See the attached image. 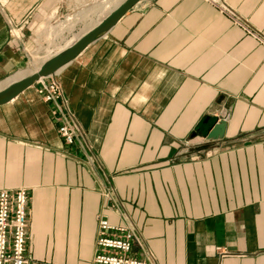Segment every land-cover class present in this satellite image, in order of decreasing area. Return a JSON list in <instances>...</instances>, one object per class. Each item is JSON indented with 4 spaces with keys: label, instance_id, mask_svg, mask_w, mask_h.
Wrapping results in <instances>:
<instances>
[{
    "label": "crops",
    "instance_id": "crops-1",
    "mask_svg": "<svg viewBox=\"0 0 264 264\" xmlns=\"http://www.w3.org/2000/svg\"><path fill=\"white\" fill-rule=\"evenodd\" d=\"M102 1L0 0V90L40 28ZM261 40L264 0H141L54 74L76 144L36 84L0 106V190L30 193L29 264H92L102 215L154 264H264Z\"/></svg>",
    "mask_w": 264,
    "mask_h": 264
},
{
    "label": "built area",
    "instance_id": "built-area-1",
    "mask_svg": "<svg viewBox=\"0 0 264 264\" xmlns=\"http://www.w3.org/2000/svg\"><path fill=\"white\" fill-rule=\"evenodd\" d=\"M236 19L232 12L227 11ZM237 21V19H236ZM264 42L263 40H261ZM37 92L60 123L58 133L68 145L79 140L78 129L71 120V111L63 106L64 92L54 75L36 83ZM30 193L25 188L0 190V264H29L27 255ZM99 221L96 252L92 264H154V254L145 250L135 253L139 233L129 226H117L105 215Z\"/></svg>",
    "mask_w": 264,
    "mask_h": 264
},
{
    "label": "water",
    "instance_id": "water-1",
    "mask_svg": "<svg viewBox=\"0 0 264 264\" xmlns=\"http://www.w3.org/2000/svg\"><path fill=\"white\" fill-rule=\"evenodd\" d=\"M140 1L141 0H125L114 12L105 17L101 23L90 29L85 35L81 36L75 41V43L44 62L38 71L30 76L19 79V81L12 82L4 89L0 90V106L14 100L20 95V93L33 87V85L41 79H45L57 73L62 67L74 60L75 57L85 50L90 43L99 39L103 36V33L114 27L120 18L131 11V9ZM225 128V121L217 122L210 129L207 138L210 140L221 139L226 132Z\"/></svg>",
    "mask_w": 264,
    "mask_h": 264
},
{
    "label": "rangeland",
    "instance_id": "rangeland-1",
    "mask_svg": "<svg viewBox=\"0 0 264 264\" xmlns=\"http://www.w3.org/2000/svg\"><path fill=\"white\" fill-rule=\"evenodd\" d=\"M105 1H102V3H105ZM110 1H111L110 3H109V0L106 1L108 2L109 7H104V9L103 8L101 9L99 8V5H98L97 8H95V12L98 10L96 13L100 12L99 14L103 15L102 17H88L87 18L86 14H83L84 16L81 15V17H79L80 19L79 18L77 19L78 21L75 20L74 23L72 21H69V22L66 21V23H63L64 26L63 27L61 26L60 28H58L59 26L55 28L53 24H49V26H45V28L44 27L40 28L38 32L39 35L41 36L38 39L39 45L35 47L33 57L28 62L27 64L28 67L25 69V71L29 69L33 70V69L40 68L42 65L41 59L45 60L46 57H50V55L54 54V51L60 50V48H63V46L64 47L68 46V44L71 43L74 40V38L78 37L79 35L78 33L83 31L84 28L88 26V24H92L94 22L98 23L102 21L101 18H104L110 11H113L112 8L115 9L117 6L121 5V3L124 0L123 1L122 0H113V1L110 0ZM101 10H104V11H101ZM76 22H79L81 26L78 27ZM60 23L62 22H59V24ZM35 57L40 58V61L34 62L33 60Z\"/></svg>",
    "mask_w": 264,
    "mask_h": 264
},
{
    "label": "bare ground",
    "instance_id": "bare-ground-1",
    "mask_svg": "<svg viewBox=\"0 0 264 264\" xmlns=\"http://www.w3.org/2000/svg\"><path fill=\"white\" fill-rule=\"evenodd\" d=\"M106 1H107V0H106ZM106 1H105V3H100V4H99V5H100L99 8H101V9L103 8V9H104V7H109L108 2H106ZM112 1H113V0H112ZM122 1H123V0H122ZM124 1H125V0H124ZM124 1H123V2H124ZM110 2H111V1L109 0V3H110ZM123 2H122V3H123ZM113 3H115V2H113ZM122 3H121V4H122ZM118 5H119V4H118ZM114 6H115V5H114ZM116 6H117V5H116ZM119 6H120V5H119ZM119 6H117V7H119ZM117 7H116V8H117ZM96 8H97V7H96ZM114 8H115V7H114ZM105 9H106V8H105ZM112 10H113V8H112ZM115 10H116V9H115ZM115 10H114V11H115ZM97 11H98V10H97ZM97 11H96V12H97ZM101 11H104V10H101ZM99 13H100V12H99ZM82 15H83V14H82ZM83 16H84V15H83ZM79 19H80V18H79ZM98 24H99V23L96 22L95 24H93V25H91L90 27H88V29H87L86 31L82 32V33H84V34L87 33L88 30H89L90 28H92V26H97ZM88 26H89V25H88ZM84 34H83V35H84ZM77 38H78V37H77ZM78 39H79V38H78ZM74 40H77V39H74ZM72 43H73V42H72ZM74 43H75V42H74ZM70 45H71V44H70ZM70 45H69V46H70ZM69 46H67V47H69ZM63 47H64V46H63ZM67 47H65V48H67ZM65 48H63L62 50H64ZM60 50H61V49H60ZM62 50H61V51H62ZM61 51H60V52H61ZM56 52H57V51H56ZM56 52H55V53H56ZM60 52H59V53H60ZM57 54H58V53H57ZM50 57H51V56H50ZM48 58H49V57H46V59L44 58L45 60H42V59H41V62L43 63V62L47 61ZM33 61H34V62H38V61H40V58L35 57ZM40 68H41V67H40ZM40 68H38V69H33V70H31V69L26 70L24 73L19 74L18 77H16L15 79H16L17 81H19V79H21V78H24V77H27V76L32 75L34 72L38 71ZM14 82H15V81H14Z\"/></svg>",
    "mask_w": 264,
    "mask_h": 264
}]
</instances>
